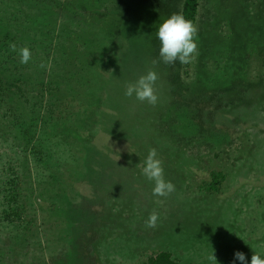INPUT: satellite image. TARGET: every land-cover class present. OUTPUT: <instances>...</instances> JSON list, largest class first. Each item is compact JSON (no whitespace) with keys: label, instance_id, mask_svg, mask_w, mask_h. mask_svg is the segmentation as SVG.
<instances>
[{"label":"rangeland","instance_id":"obj_1","mask_svg":"<svg viewBox=\"0 0 264 264\" xmlns=\"http://www.w3.org/2000/svg\"><path fill=\"white\" fill-rule=\"evenodd\" d=\"M167 2L170 14L164 8ZM87 7L91 12L82 24L91 43L82 46L83 40H70L72 47H67L60 42L59 31L53 34L44 25L35 30L42 40L61 43L62 53L78 45L82 60L91 63L82 70L89 80L79 84L85 82L93 91L97 83L120 94L117 102L127 100L126 86L155 67L154 27L180 14L182 0H124L120 5L118 0H95ZM121 17L129 31L139 33L128 37ZM65 18L55 23H67ZM73 22L81 23V15ZM196 28L198 54L190 67L177 68L186 86L180 90L186 102L169 108V114L163 112L166 116L155 112L162 149L147 125L135 129L156 149L165 179L175 191L167 197L152 194L154 184L142 174L145 159L137 166L141 172L128 176L123 187L115 183L111 168L99 177L81 171L64 181L66 194L54 197L53 206L40 197L43 203L33 200L34 207L30 199L34 213L22 223L4 220L0 206V264H143L163 250L172 252L180 264H207L212 252L219 264H231L234 252L242 251L250 264L252 255L264 254V216L263 222L255 217L258 211L264 215V0H200ZM63 58L68 68L77 65V54ZM163 66L155 70L157 81L168 76L171 65ZM175 97L170 93L158 100L173 105ZM141 104H133L134 111ZM120 114L115 115L118 128L98 135V144L100 151L120 154L123 161L126 153H139L141 148L133 141V131L127 132L128 139L120 136L127 131L126 117ZM33 170L28 181L32 184L27 182L32 188L26 194L48 184L45 179L38 184ZM213 170L227 177L220 192L209 193L202 186L211 181ZM153 212L159 218L149 228L146 220Z\"/></svg>","mask_w":264,"mask_h":264},{"label":"trees","instance_id":"obj_2","mask_svg":"<svg viewBox=\"0 0 264 264\" xmlns=\"http://www.w3.org/2000/svg\"><path fill=\"white\" fill-rule=\"evenodd\" d=\"M92 1L95 0H0V206L1 216L8 222H24L29 213H34V210L30 209V202L32 201L34 207L35 202L39 205L43 203L40 197L51 201L53 206L56 203L54 197L66 194L64 181L72 180L74 175L82 174L81 171L83 174L99 177L105 173V168H111L110 174L113 175L115 183L123 187L128 176H136L135 172H141L137 166L151 149L137 136L135 129L147 125L150 132H156L157 136L158 132L154 127L157 121L156 110L160 111V115H165L163 112L169 114V108L183 106L186 102L180 92L186 86H183L177 68L190 67L191 63L181 64L177 61L170 64L165 80L157 81V87H162L156 89L158 98L167 99L170 93L176 95L177 100H174L176 103H172L173 105H166L159 100L161 106H158V102L154 106L142 102L139 109L134 111L135 103H141L135 97L125 96L127 100L117 102L120 94L109 88L104 90L97 86V83H93L92 91L87 83L79 84L81 80H89V75L83 74L82 70L91 63L82 60V51L79 52L78 45L62 53L64 48L61 49L59 44L64 42L68 47L70 40L79 39L84 41L82 46L87 42L91 43L88 41L91 38L86 37L85 24H82L86 21H82L88 20L86 16L91 11L87 5ZM78 2L85 5L78 6ZM122 2L124 0H118L119 5ZM160 2L162 1H156L155 4ZM169 6L167 2L164 7L168 14ZM126 11H129V8ZM199 12L200 0H182L180 14L191 20L195 26L199 21ZM103 13L107 17L108 13ZM120 14L124 16L125 13ZM80 15L81 23H74L73 20ZM60 17H67V23L56 24ZM121 19L127 24L128 37L139 33L133 28L129 31L128 22L124 17ZM39 25L46 26L53 34L59 31L58 38L61 43L55 45L46 39L42 40L40 33L35 30ZM153 43L158 47V52L151 55L155 58L156 67L153 66L151 71H155L157 67L165 69L164 62L159 57L160 42L157 37L153 39ZM107 44L104 45L105 49L108 48ZM13 45L17 50L23 47L31 50V59L27 64L20 63V56L18 51L13 50ZM73 54H77V65L68 68L63 56ZM103 55L108 56L107 52ZM66 70H69V73ZM87 73L89 74V70ZM185 73L189 74V70ZM157 106L160 108H156ZM176 112H179L178 109ZM117 113L126 117L124 121L127 131H121L120 136L128 139L127 132L133 131V141L139 149L141 148L139 153H126L123 161L120 154H106L100 151L98 144V135L107 133L108 130L112 132V126L118 128L119 123L115 120ZM146 115L155 119H149ZM151 138L153 139V135ZM148 139L150 141V138ZM161 143L158 138L156 144L159 149H162ZM114 159L116 162H113V165L110 162ZM97 166L104 168L100 171ZM32 169L38 184L44 179L48 184L42 185V189L36 190L37 193L34 191L26 194L27 188H32L28 185L32 184V181L28 182ZM59 174H63L64 179L60 180ZM226 177L223 171L213 170L211 181L205 183L202 188L209 193L220 192ZM47 192L48 195L45 194ZM260 212L258 211L255 217L263 222L264 215ZM28 223H33V219H29ZM143 264L180 263L172 252L163 250L148 256Z\"/></svg>","mask_w":264,"mask_h":264},{"label":"clouds","instance_id":"obj_3","mask_svg":"<svg viewBox=\"0 0 264 264\" xmlns=\"http://www.w3.org/2000/svg\"><path fill=\"white\" fill-rule=\"evenodd\" d=\"M197 28L195 24L186 19L182 14H172L160 23L156 36L160 42L159 57L165 64H174L179 61L181 64L191 63L197 52V43L195 40ZM13 50L18 51L20 63L27 64L31 59V50L27 47ZM43 66V65H42ZM158 75L155 71H148L140 76L134 83L126 86L124 95L135 97L136 100L147 102L150 105H156L158 96L156 94V82ZM142 174L145 178L154 184L152 194L158 197H167L175 191V185L165 179L162 161L157 158L156 149H150L144 160ZM158 214L153 212L146 220V226L153 228L156 226ZM207 264H219L214 252L206 257ZM249 264V261L242 251H235L231 264ZM250 264H264V254L255 253L251 257Z\"/></svg>","mask_w":264,"mask_h":264}]
</instances>
